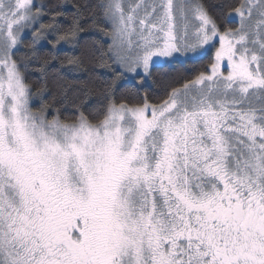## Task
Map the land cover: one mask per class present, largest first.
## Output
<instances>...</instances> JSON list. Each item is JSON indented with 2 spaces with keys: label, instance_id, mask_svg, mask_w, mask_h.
<instances>
[{
  "label": "snow or ice",
  "instance_id": "1",
  "mask_svg": "<svg viewBox=\"0 0 264 264\" xmlns=\"http://www.w3.org/2000/svg\"><path fill=\"white\" fill-rule=\"evenodd\" d=\"M0 264H264V0H0Z\"/></svg>",
  "mask_w": 264,
  "mask_h": 264
},
{
  "label": "trees",
  "instance_id": "2",
  "mask_svg": "<svg viewBox=\"0 0 264 264\" xmlns=\"http://www.w3.org/2000/svg\"><path fill=\"white\" fill-rule=\"evenodd\" d=\"M229 2H231V0H229ZM65 51L68 53H71L73 50L71 48L66 47ZM209 57H205L202 60H196L193 61L191 63H188L186 65H176L175 66V71H173L171 73V75L173 76H177V77H187L190 76L192 74H194L198 69H200L204 64H206L208 62ZM159 73L157 74V78H159Z\"/></svg>",
  "mask_w": 264,
  "mask_h": 264
}]
</instances>
